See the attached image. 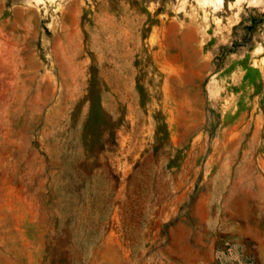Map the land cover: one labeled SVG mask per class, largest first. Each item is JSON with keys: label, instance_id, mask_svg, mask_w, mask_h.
Instances as JSON below:
<instances>
[{"label": "rangeland", "instance_id": "374dc122", "mask_svg": "<svg viewBox=\"0 0 264 264\" xmlns=\"http://www.w3.org/2000/svg\"><path fill=\"white\" fill-rule=\"evenodd\" d=\"M0 264H264V0H0Z\"/></svg>", "mask_w": 264, "mask_h": 264}]
</instances>
